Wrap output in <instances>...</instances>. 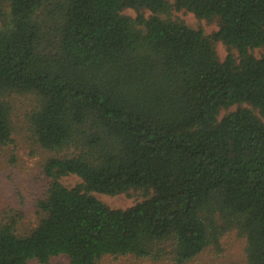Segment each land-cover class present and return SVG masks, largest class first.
Masks as SVG:
<instances>
[{
    "label": "trees",
    "instance_id": "obj_1",
    "mask_svg": "<svg viewBox=\"0 0 264 264\" xmlns=\"http://www.w3.org/2000/svg\"><path fill=\"white\" fill-rule=\"evenodd\" d=\"M172 9L217 28L161 16ZM258 47L264 0H0V146L14 144L23 94L49 153L37 224L21 234L19 215L0 219V264L61 253L72 264L106 254L185 264L232 229L247 264H264ZM70 174L80 181L67 186ZM94 191L144 198L111 207Z\"/></svg>",
    "mask_w": 264,
    "mask_h": 264
},
{
    "label": "rangeland",
    "instance_id": "obj_2",
    "mask_svg": "<svg viewBox=\"0 0 264 264\" xmlns=\"http://www.w3.org/2000/svg\"><path fill=\"white\" fill-rule=\"evenodd\" d=\"M131 16L136 12L131 8L123 10ZM149 15V11H145ZM162 17L183 20L193 28L202 27L209 33L217 28L215 22H207L197 18L192 12L184 9H172L169 14H161ZM216 50L221 59L228 52L227 47L220 41L216 43ZM264 52V48L252 49L255 56ZM17 97L16 107L13 111L14 118V144L0 146V219L8 221L11 216L17 217L16 229L21 234L29 233L37 224V204L45 194L48 180L43 172V163L49 153L41 148L33 133L27 126L24 116L32 108V99L23 94ZM234 108V107H232ZM226 110L220 112L221 116ZM62 183L72 186L80 181L75 174L63 176ZM98 199L111 207L126 208L144 198L139 192L132 194L117 193L105 194L92 192ZM220 249L215 250L208 247L199 253L193 260L185 264H247L245 254V237L235 229L229 230L220 240ZM52 264H72L66 254H57L49 258ZM29 264H39L36 259L29 261ZM98 264H175L169 259L153 260L149 257H136L131 254L112 256L103 255Z\"/></svg>",
    "mask_w": 264,
    "mask_h": 264
}]
</instances>
